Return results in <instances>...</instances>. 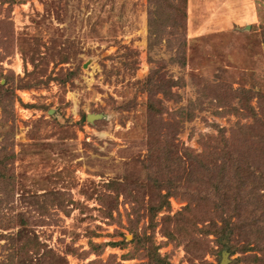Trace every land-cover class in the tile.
Segmentation results:
<instances>
[{
  "label": "rangeland",
  "instance_id": "rangeland-1",
  "mask_svg": "<svg viewBox=\"0 0 264 264\" xmlns=\"http://www.w3.org/2000/svg\"><path fill=\"white\" fill-rule=\"evenodd\" d=\"M238 157L263 176L264 0H0V264H264L199 233Z\"/></svg>",
  "mask_w": 264,
  "mask_h": 264
},
{
  "label": "trees",
  "instance_id": "trees-1",
  "mask_svg": "<svg viewBox=\"0 0 264 264\" xmlns=\"http://www.w3.org/2000/svg\"><path fill=\"white\" fill-rule=\"evenodd\" d=\"M241 160L242 158L239 157L233 159L232 164L230 165V171L229 164L227 168L225 167L224 163L219 166V169H217V171L214 173L216 174V177H213L212 183V194L216 192V194L219 195L218 200H213L212 204H214L215 202H217L218 204H215V207H212L211 210L206 209L205 207H201V209L198 213L195 214V216H204L202 218H199L201 220H204L202 221L203 224H201L203 225V227L199 230L200 234L202 233L203 235H208L210 233V230L215 231V244L218 246V249H223V241L226 238L224 237V235L227 232L229 235L228 238L231 239L234 244H237L240 241L243 243L238 247L239 250H243L244 252H246L252 248L253 250L255 249L263 255L264 206L262 204L264 202V173L262 177L256 178V176L249 171L251 169L250 166H245ZM198 163L201 164V162ZM205 166L206 165L201 164V167ZM195 172L197 173L191 171V174L189 171L188 176H194L189 180L187 187L183 188L184 194L187 196L191 193V191L194 193L198 188V185L199 187L201 186L200 183H203V179L208 182V178L206 177V175L201 174L200 176H197V174L199 173L198 170ZM190 189L192 190L190 191ZM201 193L204 195V197L205 195H207L205 190H198L196 196ZM163 197L166 199L168 198L165 196ZM220 197H223V200H220ZM166 199L165 202L167 203ZM198 200L200 201V203L197 202V197L192 196L191 194V197L189 198V207L185 208V212L187 215H189L188 213H192L193 210H198L201 202L206 203L208 198H198ZM242 203L245 204L240 206L239 204ZM246 204H248L251 208L247 215L248 217L240 219V212H245L244 208ZM161 208L162 206L157 207L154 212H157ZM215 214L219 215L217 218L218 220L219 218L221 219L219 220V223H221L220 226H218L217 224L215 225L216 220H213V217L216 218ZM232 218H234V220H232ZM205 222H209V224L205 226ZM251 245L252 247H250ZM233 251L235 250L233 249ZM53 256L54 255H51L52 258L50 256H47V259L44 256L37 260V264H62V260L58 256H55V258ZM253 258L257 261L259 260L257 256H253ZM31 262L32 260L30 259V261H22L19 264H32Z\"/></svg>",
  "mask_w": 264,
  "mask_h": 264
},
{
  "label": "water",
  "instance_id": "water-1",
  "mask_svg": "<svg viewBox=\"0 0 264 264\" xmlns=\"http://www.w3.org/2000/svg\"><path fill=\"white\" fill-rule=\"evenodd\" d=\"M95 118V116L93 115H88L87 116V120H93ZM220 264H227V259L224 257L223 261Z\"/></svg>",
  "mask_w": 264,
  "mask_h": 264
}]
</instances>
